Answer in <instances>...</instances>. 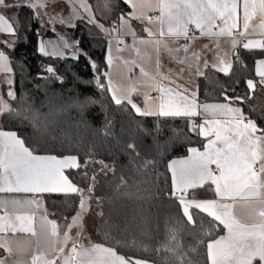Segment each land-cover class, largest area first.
Instances as JSON below:
<instances>
[{
  "label": "snow or ice",
  "instance_id": "1",
  "mask_svg": "<svg viewBox=\"0 0 264 264\" xmlns=\"http://www.w3.org/2000/svg\"><path fill=\"white\" fill-rule=\"evenodd\" d=\"M61 3L67 5V16L62 14L63 9L55 11ZM123 3L130 11L121 12L111 26L106 27L97 19L89 0H23V3L20 0H0V34L10 37L0 40V75L8 86L7 99L0 94V120L7 117L12 122L27 123L40 138L45 139L55 125L53 117L58 115L51 99L41 104V108H48V112L43 113L35 101H30L23 94L18 96L14 91L13 62L4 48L14 49L20 39L18 10H31V20L40 19L42 27L59 24L75 28L76 21L86 20L87 24L94 25L108 37L105 56L108 70L101 73L100 66L86 52H80L79 40L70 41L66 35L58 34L55 40L43 39L38 30V53L43 57L64 59L65 50H69L74 60L81 54L88 57L97 88L110 93L115 105L123 106L126 102L141 117L188 118L189 131L198 129V135L207 141L202 151L189 146L187 156L173 158L167 164L171 173V189L164 194L170 199L175 198L182 217L169 215L165 218L163 240L157 241L153 248L142 244L135 236L130 241L121 239L113 234L110 219L105 218L103 211H98L96 215L103 220L101 229L105 239L117 245H140L144 252H154L161 257L163 264H199L193 256L200 254L199 250L205 245V238L212 236L214 226L222 225L226 234L206 243L207 264H264V128L246 115L242 107L234 106L233 101L243 104L244 97H229L222 93L228 103H200L197 91L191 88L192 77L205 76L206 68L228 75L233 61L240 62L237 45L242 43L245 50H264V0H123ZM104 7L107 15L103 19L108 20L112 12L111 0H105ZM10 12L13 14L8 16ZM132 21H146L148 25H159V28L153 31L152 27H145L143 31L147 38H142L133 29ZM31 27L30 22L29 31ZM193 29L199 32V37L193 34ZM51 30L56 31L55 28ZM254 35L260 38H249ZM126 36H131V44L125 43ZM203 37L210 43L197 48V41ZM181 40L185 42L179 43ZM222 40L228 45L227 49L221 46ZM146 46H154V73L145 67V63H151L153 59L145 51ZM125 51L129 52V57L120 55ZM162 51L181 66L178 71L162 70ZM208 52L213 53L211 61L206 56ZM41 67L49 74L41 78L63 82V77L54 67ZM133 67L139 68V78H128L126 88L114 82L113 68L131 73ZM186 71L188 80L184 79ZM255 72L260 85L264 86V59L255 62ZM102 77L106 78L107 85L101 83ZM246 84L249 92L257 87L252 79H248ZM140 87L148 89L143 93V108L132 99ZM151 92L157 95L152 96ZM97 103L93 97L85 96L83 100L71 98L69 106L83 116ZM102 111L104 124L98 131L107 138L112 136L113 119L109 118L106 107L102 106ZM195 117H202V121L197 124L193 120ZM159 130L157 124L156 131ZM135 131L149 134L143 126H138ZM56 139L52 136L53 141ZM124 151L137 172L146 171L156 164L154 158L141 156L135 135L124 146ZM87 156L88 159L81 162L77 155L72 154L38 155L26 146V140L16 131L0 129V194H32L31 198L0 196V251L3 253L0 264H156L154 260L122 255L113 246L91 240L85 246L81 242L84 219L91 211L97 182V174L93 172L89 177L87 168L99 165L101 171L115 172L114 164L110 167L104 160L93 159L94 145L89 146ZM81 167L85 168L83 178L89 180L87 188L79 187L64 174L65 169ZM206 184L214 191V199L189 198L190 190L203 188ZM124 188H127V181L121 175L116 192L120 193ZM44 193L75 194L79 197L78 210L62 234L57 222L48 218L47 211L41 212L42 201L36 198V194ZM104 199L96 198L97 207L103 205ZM135 199L140 200L141 197L136 196ZM238 208L242 215L237 213ZM38 213L41 221L39 232L35 226ZM199 213L211 218L209 226L205 227L203 220L197 224ZM186 226L200 229L198 234L187 231V235L195 240L194 244L187 246L184 243ZM74 229L75 235H72ZM146 231L148 239H153L150 229ZM20 234L25 238H18Z\"/></svg>",
  "mask_w": 264,
  "mask_h": 264
},
{
  "label": "trees",
  "instance_id": "2",
  "mask_svg": "<svg viewBox=\"0 0 264 264\" xmlns=\"http://www.w3.org/2000/svg\"><path fill=\"white\" fill-rule=\"evenodd\" d=\"M89 2L97 19L105 23L106 27L111 26L112 21L116 20L121 12L130 10L123 0H111L110 18L104 20L103 17L107 15L104 7L105 0H89ZM18 12L21 24L18 30L20 39L14 49L4 48L13 62L14 91L18 96L23 94L30 101H35L36 107L40 108L43 113H47L48 108H41V104L46 103L47 99H51L52 107L58 110V115L53 117L55 125L50 129V135L45 139L40 138L31 125L12 122L7 117L0 120L2 129L16 131L21 138L26 140V146L34 149L38 155L72 154L77 155L78 159L83 162L88 159L89 146L94 145L95 156L93 159L104 160L110 167L113 164L115 167L114 173L109 170L101 171L99 165H89L87 168L89 177L93 172L97 174L96 190L92 196L93 202L96 203L97 197L105 198L101 207H97L96 204V213L104 212L105 218L111 221L113 234L119 235L121 239L130 241L135 236L142 244H149L154 248L156 242L164 238L165 218L169 215L182 217L175 198L170 199L164 194L165 191L171 189L167 164L173 158L186 156L189 146L201 149L205 142L204 139L200 138L196 132L189 131L187 118L141 117L126 103L123 106L115 105L111 100L110 93L106 90L102 92L97 88L93 79L95 73L88 57L100 66L101 73L104 72L106 70L107 39L94 25L87 24L86 20H80L75 28L66 29L75 40H79L80 52H86L88 57L82 54L75 60L72 57L64 59L43 57L37 51L36 32L39 30L40 38L56 37L57 34L50 29L44 30L40 19L31 20L33 13L28 8L19 9ZM30 22L32 27L29 31L28 24ZM239 55L240 62L233 61V68L228 75H221L210 69L206 71V75L198 80V101L200 103H228L229 101L224 99L222 93L229 97H244L243 104L240 101H233V103L242 107L245 114L256 119L258 125L261 126L262 123L256 108L263 101L264 96L254 74V64L257 59L264 56V52L240 51ZM41 65L54 67L57 74L63 77V82L54 78H41L49 75L43 71ZM248 79H252L257 85L256 89L251 92L247 89L246 81ZM88 81L91 82L86 83ZM101 83L107 85L106 78L102 77ZM7 90V85L0 88V94L6 99ZM85 96H91L99 103L88 108L81 116L76 108L69 106V103L71 98L79 97L83 100ZM102 106L108 109L109 118L113 119V126L110 129L112 136L107 138L98 131L104 124ZM157 124L160 128L158 132L156 131ZM138 126L147 128L149 134L136 133L135 130ZM134 135L137 136V147L141 156H148L156 160L155 166L146 171H135L124 151V146ZM52 136L57 139L53 141ZM160 152H163L162 156ZM84 172V167L64 170V174L73 183L81 188H87L89 180L83 178ZM121 175L127 181V188L117 193L116 185L119 183ZM124 193L130 194V196ZM195 193L199 195L197 191ZM136 196H140L141 199H135ZM43 200L48 216L55 220L60 227L65 228L78 210L79 197L75 194L69 196L45 194ZM201 220L207 227L211 218L204 213H199L198 225ZM102 224L103 220L94 215L90 230L98 242L116 247L122 255L150 259L154 260L156 264H163L161 257L156 256L154 252H144L140 245L137 247L123 243L117 245L106 240L104 231L101 229ZM147 229H150L151 235L154 237L151 240L148 239ZM187 231H194L198 234L200 229L186 226L185 246L195 243L193 237L187 235ZM206 243L207 239L205 238V245L201 246L199 250L200 254L193 256V259L198 260L199 264L207 263Z\"/></svg>",
  "mask_w": 264,
  "mask_h": 264
},
{
  "label": "crops",
  "instance_id": "3",
  "mask_svg": "<svg viewBox=\"0 0 264 264\" xmlns=\"http://www.w3.org/2000/svg\"><path fill=\"white\" fill-rule=\"evenodd\" d=\"M57 9H60V8H63V9H65L64 10V14L66 15H68V8H67V5H65V4H63V3H61V4H59L57 7H56ZM130 11V10H129ZM150 14H153V13H149V15ZM155 14H157L158 15V13H155ZM7 15L8 16H11L9 13H7ZM132 26H133V29L136 31V33H137V35L139 36V37H142V38H147V33H145L144 31H143V29L145 28V27H152V30L153 31H158V28H159V25H148L147 24V22L146 21H144V22H141V21H132ZM59 28V27H58ZM64 28H61V30H63ZM66 29H68V27L66 28ZM65 29V30H66ZM64 32H67L68 34H69V32L68 31H64ZM199 33V32H198ZM107 40H108V37H106L103 33H101ZM7 38H9V36L7 35V34H0V40H7ZM249 38H251V39H259L260 37L258 36V35H254V36H251V37H249ZM43 39H53V40H55V39H58V37L56 36V37H46V38H43ZM73 40H75V39H73ZM124 40H125V43L126 44H131L132 43V38H131V36H126V37H124ZM244 42H246V41H244ZM169 43L171 44V41H169ZM179 43H180V41H179ZM210 43V41H209V39L208 38H206V37H203V38H200L198 41H197V48H200L203 44H209ZM221 46L223 47V48H225V49H227V47H228V45L227 44H225L224 42H223V40L221 41ZM107 47H108V44H107ZM107 47H106V54H107ZM122 47V46H121ZM153 47L154 46H146L145 47V51L148 53V54H150V55H152V57H153V59H152V61H151V63H145V67L150 71V72H155V52L153 51ZM237 48H238V51L240 52V51H246V52H258V51H263L264 52V50H261V49H252V50H245V49H243V47H240L239 45H237ZM65 53H66V55H65V57H71V54H70V51L69 50H65ZM120 55H123L124 57H129V52H127V51H125V52H123V53H120ZM206 56H207V58L211 61V59H212V56H213V53L212 52H208L207 54H206ZM59 58V57H58ZM259 59H264V56L263 57H261V58H259ZM259 59H257V60H259ZM256 60V61H257ZM161 62H162V64L164 65V67H163V71H165V72H167V70L168 69H174V70H176V71H178L179 70V68L181 67L180 65H178V64H176L175 62H173V61H171L170 59H169V57L167 56V54L166 53H164L163 51L161 52ZM212 70V71H214V72H216V73H218V74H221V75H225L224 73H220V72H217L215 69H213V68H206V69H204V71H205V73H206V71L207 70ZM106 70H108V66L106 65ZM105 70V71H106ZM193 72H194V69H193ZM112 74H113V80H114V82L115 83H117L118 85H120L121 87H124V88H126L127 87V85H128V78H131V79H133V80H135V79H137V78H139V68H136V67H133V70H132V72L131 73H128V72H125V71H123V69H121V68H113L112 69ZM254 74H255V76L257 77V79H258V84H259V86H260V91L262 92V95L264 96V86H262V85H260V83H259V80H260V78L256 75V72H255V64H254ZM201 77H203V76H193L192 77V81H193V83H192V85H191V88H192V90H195V91H197V97H198V80L201 78ZM184 79L185 80H188L189 79V76H188V73H187V71L185 72V74H184ZM3 81H4V77H3V75H0V88L2 87V86H4V85H6L5 83H3ZM255 83V82H254ZM106 84H107V80H106ZM145 91H148V89L147 88H145V87H140V89H139V91L137 92V93H134L133 94V96H132V99H133V102H135L139 107H141V108H143L144 107V98H143V93L145 92ZM152 96H156L157 95V93H155V92H151L150 93ZM110 96H111V94H110ZM126 103V102H125ZM127 104V103H126ZM130 107H131V105H129ZM234 106H236L235 104H234ZM256 110H257V114H258V117L260 118V120H261V123H262V125L260 126V125H258V126H260V127H262V128H264V98H263V101L257 106V108H256ZM134 111V110H133ZM135 112V111H134ZM176 118H185V117H176ZM188 119V118H187ZM193 120L197 123V124H199L201 121H202V117H195V118H193ZM253 120H255L256 121V119H253ZM189 121V120H188ZM257 122V121H256ZM258 124V123H257ZM0 129H2V126H1V122H0ZM3 130V129H2ZM197 134H198V129H197V131H195ZM200 138H202V139H204V143H206L207 141H206V139L205 138H203V137H201L200 136ZM201 151L203 150V147L200 149ZM188 155V154H187ZM186 155V156H187ZM65 170H67V169H65ZM168 173H169V176H170V181H171V173L168 171ZM195 191H197L198 193H199V195L197 194L196 195V193L194 194V192ZM45 194H48V193H44V194H36V198L37 199H40L41 201H42V209H41V212L42 211H44V210H46V208H45V205H44V200H43V195H45ZM17 196V197H20V198H31L32 197V194H24V193H20V194H0V196ZM189 198H195V199H214L215 198V194H214V191H212L211 190V186L210 185H205L203 188H197V189H194V190H190V192H189ZM198 211V210H197ZM237 213L238 214H241L242 215V210L241 209H237ZM205 214V213H204ZM39 216H40V213H38L37 214V217H36V224H35V226H36V228H37V231L39 232L40 231V226H41V221H40V219H39ZM48 218L50 219V217L48 216ZM210 218V217H209ZM52 220V219H51ZM88 224V223H87ZM93 225V223L92 222H90V228H89V230L91 229V226ZM216 225H218V222H216ZM62 228L60 227V232H61V234H62V230H61ZM92 233V232H91ZM226 234V231L223 229V226L222 225H218V226H214V230H213V233H212V236H210V237H207L206 239H207V241L208 240H210V239H216V238H218L219 236H222V235H225ZM18 238H21V239H23V238H25L24 236H23V234H20V236L18 237ZM91 241L92 242H94V243H100V242H98L97 241V239L93 236V238L91 239ZM85 246H88V244H89V241H88V243H83ZM106 246V245H105ZM68 247H71V244H69L68 245ZM0 255H3V253H2V251H0ZM207 264V263H206ZM257 264H258V262H257Z\"/></svg>",
  "mask_w": 264,
  "mask_h": 264
},
{
  "label": "rangeland",
  "instance_id": "4",
  "mask_svg": "<svg viewBox=\"0 0 264 264\" xmlns=\"http://www.w3.org/2000/svg\"><path fill=\"white\" fill-rule=\"evenodd\" d=\"M20 2L21 3H23V0H20ZM61 9H63V8H60V9H55V11H57V12H59V11H61ZM64 10L65 9H63V12H62V14L64 15V16H67V14L65 15L64 14ZM49 11H52L51 9H49ZM45 19H46V17H45ZM78 22H80V20H78V21H76V25H77V23ZM59 27V28H58ZM44 30H47V29H52V28H55V32L54 33H56L57 34V37H58V34H60V35H66L68 38H69V40L71 41V40H73L74 38L71 36V34H68L67 32H64V31H66L65 29L67 28V26H64V25H59V24H55V25H51V24H46L44 27ZM61 28H64L63 30H61ZM5 98V97H4ZM6 99V98H5ZM76 213V212H75ZM75 215V214H74ZM94 215H96V203H94L93 202V199H92V208H91V211H90V213L85 217V219H84V237L82 238V240H81V242L82 243H88V241L89 240H91L92 238H93V235H92V233H91V230H89V228H90V222H92L93 223V218H94ZM71 220V219H70ZM88 223V224H87ZM62 229V231H64V230H66V227L64 228V227H61ZM72 235H75V229L72 231V233H71Z\"/></svg>",
  "mask_w": 264,
  "mask_h": 264
},
{
  "label": "built area",
  "instance_id": "5",
  "mask_svg": "<svg viewBox=\"0 0 264 264\" xmlns=\"http://www.w3.org/2000/svg\"><path fill=\"white\" fill-rule=\"evenodd\" d=\"M150 15H157V14L153 13V14H150ZM193 34L196 35L197 37H199V33H198V31H196L195 29H193ZM184 42H185V41H183V40L180 41L181 44L184 43ZM239 46L242 47V43L239 44ZM213 167H214V166H213ZM0 214H2V213H0Z\"/></svg>",
  "mask_w": 264,
  "mask_h": 264
}]
</instances>
